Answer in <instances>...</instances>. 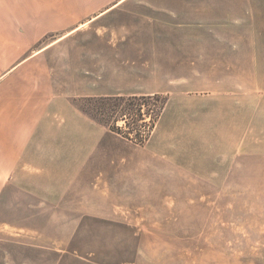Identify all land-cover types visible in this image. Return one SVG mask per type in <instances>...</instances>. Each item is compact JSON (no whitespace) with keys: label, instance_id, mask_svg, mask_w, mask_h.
I'll use <instances>...</instances> for the list:
<instances>
[{"label":"rangeland","instance_id":"1","mask_svg":"<svg viewBox=\"0 0 264 264\" xmlns=\"http://www.w3.org/2000/svg\"><path fill=\"white\" fill-rule=\"evenodd\" d=\"M149 1L155 6L125 4L90 22L108 7L38 8L29 55L53 46L44 61L53 65L56 93L87 123L65 115V142L80 148L65 158L95 160L80 184L87 213L65 221L132 226L65 238L78 256L102 264H264V156L232 157L224 142L222 0ZM83 12L84 25L75 22ZM256 24L240 26L252 32ZM41 74L37 66L21 72ZM133 106L141 115L122 117Z\"/></svg>","mask_w":264,"mask_h":264},{"label":"crops","instance_id":"2","mask_svg":"<svg viewBox=\"0 0 264 264\" xmlns=\"http://www.w3.org/2000/svg\"><path fill=\"white\" fill-rule=\"evenodd\" d=\"M125 4L155 6L149 0H0V98L11 86L13 93L4 97L7 101L0 100V264H102L72 251L73 240L65 238V231L132 229L128 223L65 221L66 215L87 213L80 184L86 182V167L95 160L65 158V150L80 149L79 143L65 142V115L77 124L85 123V118L56 93L53 65L44 61L53 46L29 55L33 46L29 41L38 32L39 7H108L90 22ZM40 16L49 17L47 11ZM83 18L84 12L79 13L75 22L82 24ZM221 22L224 142H231L232 157L250 150L264 156V46L256 43L251 48L242 41L264 39V0H222ZM242 22L257 23L259 29L243 31ZM11 54L15 62L5 66ZM36 66L43 75H21ZM42 77L45 84L40 86Z\"/></svg>","mask_w":264,"mask_h":264},{"label":"trees","instance_id":"3","mask_svg":"<svg viewBox=\"0 0 264 264\" xmlns=\"http://www.w3.org/2000/svg\"><path fill=\"white\" fill-rule=\"evenodd\" d=\"M118 98H120V97H118ZM134 98H137V97H134ZM145 100L146 99H148V98H144ZM118 100H122V99H118ZM138 107H139V105H138ZM138 107H136V106H133V108H129L130 110H129V112L127 111V112H124V114L122 115V117L123 116H128V115H133V113H135V115L136 116H138V115H141V110H137V108ZM161 109V106H160V108H159V110ZM158 117H160V112L159 113H157V115H156V118H158ZM113 131H115V132H117V133H119V134H122V133H120L119 132V130L118 131H116L115 129H113ZM125 138H127V139H131V138H128V137H125Z\"/></svg>","mask_w":264,"mask_h":264}]
</instances>
